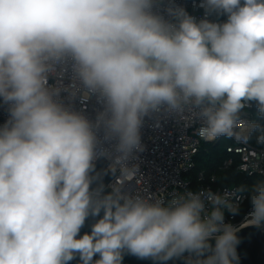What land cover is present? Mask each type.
<instances>
[{
    "label": "clouds",
    "instance_id": "obj_1",
    "mask_svg": "<svg viewBox=\"0 0 264 264\" xmlns=\"http://www.w3.org/2000/svg\"><path fill=\"white\" fill-rule=\"evenodd\" d=\"M191 6L0 0V264H239L264 172L238 196L133 188L145 128L264 148V0Z\"/></svg>",
    "mask_w": 264,
    "mask_h": 264
},
{
    "label": "built area",
    "instance_id": "obj_2",
    "mask_svg": "<svg viewBox=\"0 0 264 264\" xmlns=\"http://www.w3.org/2000/svg\"><path fill=\"white\" fill-rule=\"evenodd\" d=\"M183 2L194 15L202 14V10L192 9L191 0H183ZM5 118L4 111L0 109V122H3ZM250 118L253 119L252 113ZM198 126L191 121H185L170 122L162 129L155 131L145 128L144 144L146 147L140 155V171L133 184L135 191L142 194H156L168 199L177 192L197 188L227 190L233 192L234 196L242 195L235 192L237 186L214 188L213 186L217 183L214 172L206 175L205 171H199L192 181L191 174L195 169L196 157L203 146L226 138L204 141L196 133ZM226 139L230 141V145L225 148L226 158L218 170L226 171L234 168L239 175L246 178H260L261 172H264V148L255 147L249 142L236 141L233 138ZM243 207L247 209L246 201ZM241 221L242 216H237L232 222L239 224ZM260 231L264 233V228H260Z\"/></svg>",
    "mask_w": 264,
    "mask_h": 264
},
{
    "label": "trees",
    "instance_id": "obj_3",
    "mask_svg": "<svg viewBox=\"0 0 264 264\" xmlns=\"http://www.w3.org/2000/svg\"><path fill=\"white\" fill-rule=\"evenodd\" d=\"M252 117L255 119V113L252 112ZM249 143L255 147H259L255 144L254 139ZM230 145V141L226 138H222L211 144H205L200 153L196 157L195 169L191 174L192 181L199 171H205L206 175L214 172L217 177V183L213 186H243L249 185L257 178H246L243 175H239L234 168L226 171H219L218 168L226 158L225 148Z\"/></svg>",
    "mask_w": 264,
    "mask_h": 264
},
{
    "label": "water",
    "instance_id": "obj_4",
    "mask_svg": "<svg viewBox=\"0 0 264 264\" xmlns=\"http://www.w3.org/2000/svg\"><path fill=\"white\" fill-rule=\"evenodd\" d=\"M103 166V162L98 164V168ZM104 180L105 183H108L111 177H105ZM84 230H88L87 225ZM237 235L239 237L237 246L239 264H264V233L260 231V228L244 227ZM123 264H151V261L139 260L134 256H125ZM170 264H183V261L176 260Z\"/></svg>",
    "mask_w": 264,
    "mask_h": 264
}]
</instances>
